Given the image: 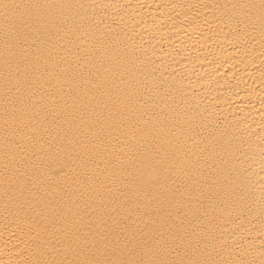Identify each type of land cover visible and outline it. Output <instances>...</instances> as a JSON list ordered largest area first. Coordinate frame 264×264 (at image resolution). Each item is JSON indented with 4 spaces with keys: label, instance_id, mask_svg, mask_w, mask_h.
<instances>
[{
    "label": "snow or ice",
    "instance_id": "snow-or-ice-1",
    "mask_svg": "<svg viewBox=\"0 0 264 264\" xmlns=\"http://www.w3.org/2000/svg\"><path fill=\"white\" fill-rule=\"evenodd\" d=\"M97 7L110 5L0 0L5 64V139L7 141L10 130L9 119L14 126L25 119L31 121L41 116L49 123L45 131L57 141L46 149L41 144L39 152L43 155L33 151L35 159L25 155L28 145H18V149H23L18 157L15 152H5V171L9 170L10 164L13 165L17 180L18 218L23 227L36 230L40 240L32 258L22 264H257L255 259L248 258L249 253L243 248L234 252L236 241L223 233L215 236L203 228L199 233L184 228L188 210L194 203L203 209L204 215L210 208L218 206L212 197L222 185H226L235 198L232 211L236 213L234 223L239 221L236 231L243 227L241 217L246 209H251L254 193L246 184L247 169L242 158L248 153L242 139L226 143L216 141L209 153L213 163L207 174L203 171L208 163L206 157L204 165L184 169V182L177 184L181 174L177 173L173 158L180 141L157 139V124L166 120L167 114L161 112L155 119L144 120L143 108L147 102L140 87L148 81L155 88L170 92L173 86L167 84L166 79L156 82L155 71L141 59L134 41L131 45L125 44L124 58L138 66L143 79L129 80L125 87L116 83L113 69L107 64H101L95 73L80 71L70 77L64 75L66 69L56 72L48 66L44 53L54 36L62 32L67 36L69 32H80L81 29H98L102 21L94 15ZM231 8L233 14L228 15L227 21L236 23L237 39L243 37L245 43L255 31L253 15L258 16L260 44L264 49V0H259V4L231 5ZM241 23L245 24L242 33L239 29ZM103 35L102 46L120 41L118 32ZM101 51L102 48H95L96 54ZM143 54L147 56V50H143ZM89 63L93 62L86 61L85 67ZM52 79L59 84V103L51 94L41 95L37 101L35 98L40 87ZM61 80L63 83H59ZM172 99L176 103V97ZM184 103L181 98L177 107ZM261 104L264 105V99ZM204 118L200 111H193L188 116V132L192 133L188 139L199 135L201 125L197 121ZM114 133L125 139L121 152H114L109 162H114L113 167L120 172L127 173L129 179L125 188L134 193L149 194L157 219L165 227L172 224L175 231L167 234L164 231H133L127 224L131 213L124 214L127 201L106 200L94 190L92 195L84 198L81 189L88 191L84 187L87 174L77 169L86 167V164L81 161L73 167L74 162L80 160L76 149L85 141L102 142ZM89 135L92 140L88 139ZM27 139L36 143L32 136ZM261 142V157L264 159V136ZM261 167L264 168V163ZM146 168H152L156 173L148 182L140 175ZM258 200L260 214L264 216V187ZM205 201L208 207H204ZM31 214L43 218L46 223L36 225ZM145 255L148 259L144 258ZM259 264H264V244Z\"/></svg>",
    "mask_w": 264,
    "mask_h": 264
},
{
    "label": "bare ground",
    "instance_id": "bare-ground-1",
    "mask_svg": "<svg viewBox=\"0 0 264 264\" xmlns=\"http://www.w3.org/2000/svg\"><path fill=\"white\" fill-rule=\"evenodd\" d=\"M21 2V0H18ZM24 3L59 4L84 3L95 5H110L97 7L95 17L102 21L98 29H81L80 32H62L54 36L48 51L44 53L48 66L54 71L66 69L64 75L71 76L80 71H93L101 64H107L113 69V78L120 87H125L129 80L138 81L143 77L138 66H133L125 60V44L135 42L141 59L155 71L156 82L167 81L172 85L171 91L160 90L145 81L140 85L146 105L143 108V119H155L161 112L167 114V119L157 124L158 140L179 139L173 162L177 173L193 165H204L205 174L210 170L213 159L209 157L212 145L216 141L242 139L248 155L243 157L246 184L254 198L250 201L251 209H246L241 217L243 227L236 231V213L232 211L235 198L226 185L218 188L213 194L214 204L207 215L198 204H193L188 210V220L184 228L199 233L201 229L208 230L215 236L221 233L236 241L234 252L243 248L249 253V259H255L259 264L262 244H264V216L259 211V194L264 187V159L261 157V137L264 136V49L260 44V26L258 16L253 15L255 31L247 37L237 39V25L227 21L233 14L231 5L259 4V0H22ZM207 5V7H205ZM228 5V8H224ZM220 6V7H217ZM246 11V10H244ZM92 14V10L89 9ZM239 18V16H237ZM241 33L245 24L239 25ZM120 34V41L110 42L102 46L103 34ZM255 37V39H253ZM142 46V48H141ZM95 48H102L99 54ZM147 50V56L143 54ZM103 57V59H101ZM86 61H92L85 67ZM95 65V66H93ZM4 45L0 33V264H22L32 258L33 252L40 243L37 231H29L23 227L17 212V180L14 178V166L10 164L6 172L4 168L5 152L19 156L18 145H28L25 155L32 159L40 145L45 149L49 144H55V136L45 131L49 123L41 116L29 121L23 120L13 126L9 119V132L5 139V104H4ZM123 77V83H121ZM152 79L151 77L149 78ZM59 83H63L61 80ZM67 88H65V91ZM59 84L52 79L49 84L40 87L36 100L41 95H55L59 103ZM176 97L173 103L172 97ZM185 103L181 107L180 100ZM50 103V101H49ZM199 105V108H196ZM183 109V112L181 111ZM31 111V110H29ZM193 111H200L205 117L197 121L201 125L199 135L188 139V116ZM35 129V131H33ZM86 131V129H85ZM35 138L36 143L27 139ZM89 140H92L89 135ZM125 137L119 133L106 137L102 142L93 141L78 145L76 151L80 160L86 164L77 170L87 174L84 187L81 189L84 198L93 194V190L107 199H115L126 203L124 214L131 213L127 221L133 231H175L172 224L165 227L157 219L150 203V195L134 193L125 188L128 181L127 173L120 172L110 163L114 152L120 153ZM85 144L87 145L85 147ZM123 154V153H121ZM197 157L200 158L199 162ZM11 160V156H9ZM215 171V169H211ZM145 182L150 181L156 173L152 168H146L140 174ZM171 184V181H169ZM175 187V185H173ZM183 191V189H181ZM55 196V193L52 194ZM198 195V194H197ZM204 207H208L205 201ZM199 209V210H198ZM148 213V215H145ZM229 213H232L231 216ZM36 225L42 226L46 221L31 214ZM155 221V223H153ZM190 221V223H189ZM134 222V223H133ZM235 235L233 236V233ZM33 237H37L33 239ZM167 238V235H166ZM143 255V253H141ZM148 259V256H144Z\"/></svg>",
    "mask_w": 264,
    "mask_h": 264
}]
</instances>
